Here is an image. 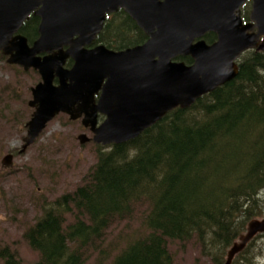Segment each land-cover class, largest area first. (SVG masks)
Instances as JSON below:
<instances>
[{
	"label": "trees",
	"instance_id": "obj_1",
	"mask_svg": "<svg viewBox=\"0 0 264 264\" xmlns=\"http://www.w3.org/2000/svg\"><path fill=\"white\" fill-rule=\"evenodd\" d=\"M39 22L31 15L22 28L30 41ZM146 38L119 10L98 42L122 49ZM238 63L235 78L191 107L170 111L134 139L99 144L75 189L39 199L41 213L22 236L39 254L33 264H176L173 242L199 244L223 264L264 200V49L246 51ZM136 220L141 228L133 231ZM253 242L233 264L252 263ZM0 264L26 263L7 242Z\"/></svg>",
	"mask_w": 264,
	"mask_h": 264
},
{
	"label": "water",
	"instance_id": "obj_2",
	"mask_svg": "<svg viewBox=\"0 0 264 264\" xmlns=\"http://www.w3.org/2000/svg\"><path fill=\"white\" fill-rule=\"evenodd\" d=\"M246 1L0 0V51L8 63L41 75L31 88L29 105L35 110L20 152L60 113L82 118L93 132V137L79 136L83 144L124 143L235 78L242 54L264 49V0H252L250 20L244 22L240 9ZM119 8L145 30L146 42L122 50L105 44L88 47L106 15ZM32 14L40 22L39 37L30 44L19 31ZM210 30L218 33L216 41H195ZM179 55L191 56L193 62L174 60ZM99 113L105 115L101 123ZM13 158L14 152L6 154L2 165L11 167ZM262 232L264 219L251 220L224 264H232Z\"/></svg>",
	"mask_w": 264,
	"mask_h": 264
},
{
	"label": "rangeland",
	"instance_id": "obj_3",
	"mask_svg": "<svg viewBox=\"0 0 264 264\" xmlns=\"http://www.w3.org/2000/svg\"><path fill=\"white\" fill-rule=\"evenodd\" d=\"M40 80L37 71L10 65L0 55V244L9 242L17 247L26 264L39 259V254L22 237L41 213L37 202L44 197L52 199L81 184L97 161L99 145L93 140L81 143V134L93 137V132L81 119L60 113L35 142L20 152L27 135L26 123L34 111L29 105L33 98L31 88ZM108 146L104 149H109ZM10 152H14L13 165L4 167L2 159ZM261 206L263 213L258 219H264V200ZM140 228L141 223L136 220L133 231ZM171 249L176 264H213L210 254L199 244L183 246L173 242ZM247 255L251 256V264H264L263 232L257 235Z\"/></svg>",
	"mask_w": 264,
	"mask_h": 264
},
{
	"label": "flooded vegetation",
	"instance_id": "obj_4",
	"mask_svg": "<svg viewBox=\"0 0 264 264\" xmlns=\"http://www.w3.org/2000/svg\"><path fill=\"white\" fill-rule=\"evenodd\" d=\"M252 0H247L246 2H244L243 4H242V6H241V16H242V18H243V21L244 22H248L249 20H250V12H251V10H252ZM246 7H250V8H246ZM246 9H248L249 10V14H248V18H246V16H244V11L246 10ZM119 10H124L135 22H136V24H137V26L144 32V34L147 36V38L143 41V42H140V43H137L136 45H139V44H142V43H144V42H146V40L149 38V36L147 35V33L145 32V30L142 28V27H140L139 25H138V23H137V21H136V19L128 12V11H126L124 8H119L117 11H114V12H111V13H108L107 15H106V18H105V20H104V24H103V27H102V29H101V31L97 34V36H96V39L94 40V42H93V44L92 45H89L88 47H92V46H94V45H98V44H105V43H100V42H98V37H99V35L101 34V32H102V30H103V28H104V25H105V23H106V20H107V17L109 16V15H111V14H113V13H116V12H118ZM33 15V14H32ZM34 16V15H33ZM38 17V16H37ZM30 18V17H29ZM25 24V23H24ZM24 26V25H23ZM39 26V25H38ZM23 28V27H22ZM20 33H22V29H21V31H19ZM210 33H214L215 34V38H214V40L213 41H209V39H208V35L210 34ZM22 34H24V33H22ZM25 35V34H24ZM26 36V35H25ZM39 37V32H38V36L33 40V41H35L37 38ZM28 38V37H27ZM217 38H218V33L216 32V31H213V30H210V31H208V32H206L205 33V35H203L202 37H200V38H196V40L195 41H198V40H200V39H204L208 44H210V43H213L214 41H216L217 40ZM28 40H29V38H28ZM33 41H30L29 40V43L30 44H32L33 43ZM106 45V44H105ZM136 45H131V46H128V47H125V48H122V49H127V48H130V47H134V46H136ZM66 49V48H65ZM113 49V48H112ZM122 49H116V50H122ZM251 50V49H250ZM0 53L3 55V56H5L7 59H8V57H7V55H4L1 51H0ZM182 57H190L191 58V62L190 63H187L185 60H183L182 59ZM70 60H72L71 58H69L68 60H67V63H66V66H71L72 65V63H73V60L71 61V63H69V61ZM174 60H178V61H185L187 64H191L192 62H193V59H192V57L191 56H181V55H179V56H177ZM8 62V61H7ZM10 64V63H9ZM10 65H14V64H10ZM20 66V65H19ZM22 67V66H21ZM25 71H28V70H33V71H37L38 72V74L40 75V73H39V71L38 70H36V69H34V68H29L28 70H26L24 67H22ZM40 77H41V75H40ZM38 83V82H37ZM99 97V95H97L96 96V98H98ZM34 108V107H33ZM34 110H35V108H34ZM34 112V111H33ZM33 114V113H32ZM68 115V114H67ZM32 117V116H31ZM70 117V116H69ZM79 119H81V121H82V118H79ZM98 119H99V122L101 123L104 119H105V115H103V114H101V113H99V116H98ZM87 128V127H86ZM90 129V128H89ZM102 145V144H101ZM108 145H111V144H108ZM103 146H105V145H103Z\"/></svg>",
	"mask_w": 264,
	"mask_h": 264
}]
</instances>
